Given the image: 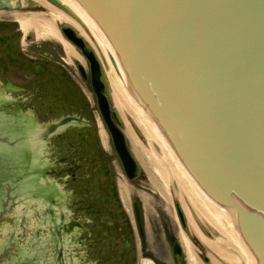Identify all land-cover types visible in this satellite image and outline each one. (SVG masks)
I'll return each instance as SVG.
<instances>
[{
    "label": "water",
    "instance_id": "obj_1",
    "mask_svg": "<svg viewBox=\"0 0 264 264\" xmlns=\"http://www.w3.org/2000/svg\"><path fill=\"white\" fill-rule=\"evenodd\" d=\"M77 1L101 26L128 93L159 125L208 227L254 251L257 264H264V0L55 1L70 9L66 17L85 25L86 14ZM60 29L88 61L114 148L128 178H138L141 164L113 108L100 60L74 27L64 24ZM78 67L89 80L86 67ZM30 100L26 96L23 102ZM61 112L38 116L42 124L30 123L26 131L22 127L29 138L25 134L18 142L0 133V143H21L27 151L37 149L36 154L43 130L48 133L51 123L68 120L48 135L42 152L47 179L60 184L64 193L52 212L40 198H32L21 179L10 185L0 172V264H71L72 259L101 264L88 252L83 235V197L68 189L71 168L89 173L97 167L86 143L93 117L81 108ZM176 206L186 226L184 212ZM61 211L64 218L54 225L48 217ZM58 228L67 239L63 244L55 240ZM177 248L180 252L179 244Z\"/></svg>",
    "mask_w": 264,
    "mask_h": 264
},
{
    "label": "flooded vegetation",
    "instance_id": "obj_2",
    "mask_svg": "<svg viewBox=\"0 0 264 264\" xmlns=\"http://www.w3.org/2000/svg\"><path fill=\"white\" fill-rule=\"evenodd\" d=\"M37 1L40 0H32L27 7H21L20 10L49 14L50 12L44 11L48 6ZM6 7H10L8 2L0 0V10L9 11ZM21 25L15 18H9L6 14L0 15V89L6 91L4 94L0 90V100H4L2 111L6 113V126L19 123L24 115L20 109L27 108L28 105L35 109L37 116L25 117L29 122L39 119L38 116L44 118L50 114L49 109H54L52 104L56 97L51 96L48 84L58 74L71 81L68 67L55 58L61 46L49 39L38 44L36 32L25 33ZM61 58L67 62L65 57ZM59 63L63 68L58 66ZM11 84L16 86L11 88ZM26 96H30L31 100L23 102ZM56 108H65L64 103ZM7 156L6 167L10 165ZM98 156L101 157L100 152ZM106 172L107 169L100 166L92 172H84L82 177V231L87 238L85 242L88 252L91 255H105L104 260L115 261L114 264H139L145 257L149 264H187L185 251L182 256L174 254V245L180 239L182 230L179 221L175 219L174 223L171 218L162 217L159 224L155 225L159 228L157 234L160 239H155L152 245L145 242L141 211L134 201L131 202L132 214L125 210L117 197L114 181L109 179Z\"/></svg>",
    "mask_w": 264,
    "mask_h": 264
},
{
    "label": "bare ground",
    "instance_id": "obj_3",
    "mask_svg": "<svg viewBox=\"0 0 264 264\" xmlns=\"http://www.w3.org/2000/svg\"><path fill=\"white\" fill-rule=\"evenodd\" d=\"M28 1L24 0L21 6H28ZM40 1L45 3L44 0ZM10 2L12 5L18 3L17 0H11ZM78 4L86 14L85 25L75 23V17H66L65 10L52 5V11L50 10V14L47 15L36 11L13 15L22 24L25 32L34 29L38 34V38L49 37L58 40L63 44L71 58H76L86 65V59L70 42L62 37L58 28L59 22L70 23L80 31L89 42V45L92 46L105 70L113 104L123 119L124 130L134 153L148 174L152 188L159 189L162 195L171 202L174 201L175 196L177 197L182 205L183 212L186 213L189 230L209 248V253L213 256L211 257V264H257V256L254 251L224 240L223 233L208 227L159 125L141 112L128 93L101 26L83 5L79 2ZM99 122L101 141L107 147L109 145V135L103 121L100 119ZM143 138L149 142L150 148L146 147ZM171 183H174L175 195L171 193ZM119 189L124 204L130 209L128 183L123 179L119 180ZM144 199L147 201V197ZM175 217L177 219L176 212ZM180 236L186 249L188 263H201V259H204V257L199 255L196 250L197 246L193 244L196 242L195 238L190 235L189 231L183 229Z\"/></svg>",
    "mask_w": 264,
    "mask_h": 264
},
{
    "label": "rangeland",
    "instance_id": "obj_4",
    "mask_svg": "<svg viewBox=\"0 0 264 264\" xmlns=\"http://www.w3.org/2000/svg\"><path fill=\"white\" fill-rule=\"evenodd\" d=\"M12 12H14V11H12ZM1 14H4V13L2 12ZM5 14L7 16H9V18H13L14 15H16V13L9 14L7 12H5ZM23 29H24V27H23ZM43 42H44L43 38H39L37 43L41 44ZM54 42L60 44V42L58 40H54ZM61 56H64V52L61 48H59L58 56H56L55 58L59 61H64L63 59H61ZM67 60L69 61L70 64H67L65 61L61 62V63L65 64L68 67V72L73 77V79H71V80L72 81L74 80V82L77 83V85H79V86H75L76 88H75L74 100L70 99L69 102H68V98H70L69 92L63 90L60 87V90H59L60 96L63 98L64 102H68L67 105H64L65 108L61 109V111L81 108L83 111H85L86 113H88L89 115H91L93 117L91 120V125L93 128V131H88L87 142H86L88 147L90 148V150L93 153L94 152V149L92 146L93 136L97 135L99 133V130H100V126H99L100 116H99L97 106H96V102H95L96 101L95 95L92 91L90 83L84 82V80H83V78H82V76H81V74L77 68V63L79 61L76 58H74V60H73L74 63L72 65L71 60L70 59H67ZM61 63H59L58 65H60ZM87 67H88V64H87ZM108 135H109V133H108ZM94 138H95V140L98 139V138H96V136H94ZM143 141L146 144V147L150 148L149 142L146 141L144 138H143ZM97 142L99 143L100 141L97 140ZM130 145H131V143H130ZM101 148L104 151L103 152L104 158L108 159L110 162L111 173H113L117 177L118 182H119V180L123 179L128 183L129 188H130V197H135L136 199L139 198L141 200L142 205H143L144 217H145V227L147 226L146 230L147 231L149 230L148 234H147V243L152 245L154 243L155 239L157 241L160 239L159 238L160 235L157 234V232L159 231V228H156L155 225L159 224V222L162 220V217L171 218L172 221L174 223H176L175 222V219H176L175 218V212H176L175 201L178 200L177 197L175 196L174 201L171 202L168 198L166 199L162 195V193L159 189H153L151 181H150L148 174L146 173L145 169L143 170L141 176L138 179H136L134 181H130L127 178V176L125 175L123 167H122V165L118 159V156L115 153L110 135H109V145H107V147H105L103 145ZM96 160H97V158H96ZM94 169L95 168H93V170ZM84 172H86V168H84V169H82L76 173H75V168H71V170H70L68 189H75L74 195L82 196V187H83V184H82L83 178L82 177L84 175ZM170 190H171V193L175 195L176 191L174 188V183H171ZM145 197H147V201H145V199H144ZM79 203L83 204V199H79ZM156 229H158V230H156ZM154 231H155V233H154ZM162 239H164L163 235H162ZM153 246H156V244H154ZM196 250L198 251L199 255H202V253H204V254H207L211 259L210 263H206L203 259L200 258L201 263L199 262V264H211L212 263L211 257H213V256L211 255V253H209V248H207V246H205L203 243L199 244V245H197ZM186 256H187V253H186ZM104 257H105V255H99V254L94 253V260H102L103 264H114L115 263V261H109L107 259L104 260ZM188 261L189 260H188V256H187V259H186L187 264H189ZM142 262H143V264H149V261H142Z\"/></svg>",
    "mask_w": 264,
    "mask_h": 264
},
{
    "label": "trees",
    "instance_id": "obj_5",
    "mask_svg": "<svg viewBox=\"0 0 264 264\" xmlns=\"http://www.w3.org/2000/svg\"><path fill=\"white\" fill-rule=\"evenodd\" d=\"M96 138H97V136H96Z\"/></svg>",
    "mask_w": 264,
    "mask_h": 264
}]
</instances>
